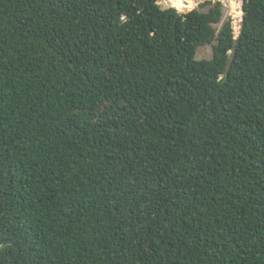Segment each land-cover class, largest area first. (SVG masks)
Masks as SVG:
<instances>
[{"label":"trees","instance_id":"trees-1","mask_svg":"<svg viewBox=\"0 0 264 264\" xmlns=\"http://www.w3.org/2000/svg\"><path fill=\"white\" fill-rule=\"evenodd\" d=\"M162 1L0 0V264H264V0Z\"/></svg>","mask_w":264,"mask_h":264},{"label":"rangeland","instance_id":"rangeland-1","mask_svg":"<svg viewBox=\"0 0 264 264\" xmlns=\"http://www.w3.org/2000/svg\"><path fill=\"white\" fill-rule=\"evenodd\" d=\"M220 1L222 3V6H223V9H222L223 17H222L221 23L218 25H215L214 28L217 32H219L222 25L225 22L229 21L232 25L234 35L237 36L239 26H240V22H241L242 17H243V13H242L243 1L242 0H220ZM203 4H204V2H202L200 0H196L194 7L192 9H197L200 12L206 13L212 7L211 4H205V5H203ZM159 5H165V1L160 2ZM233 5L236 6V10L233 9ZM182 11L183 10H180L179 12H182ZM213 46H214V44L205 45V46L200 47L197 51L196 58L198 60H211L213 57Z\"/></svg>","mask_w":264,"mask_h":264},{"label":"bare ground","instance_id":"bare-ground-1","mask_svg":"<svg viewBox=\"0 0 264 264\" xmlns=\"http://www.w3.org/2000/svg\"><path fill=\"white\" fill-rule=\"evenodd\" d=\"M195 1L196 0H188L187 2H185L184 0H169L168 2H165V5H168L169 7H174L178 11H180V10L184 11L186 9L191 10L194 7ZM233 9L236 10L235 5H233Z\"/></svg>","mask_w":264,"mask_h":264},{"label":"water","instance_id":"water-1","mask_svg":"<svg viewBox=\"0 0 264 264\" xmlns=\"http://www.w3.org/2000/svg\"><path fill=\"white\" fill-rule=\"evenodd\" d=\"M164 1L165 2H168L169 0H164ZM184 1L187 2L188 0H184ZM160 8H161L162 11H165V10H168V9L174 8V7H169L168 5H160ZM189 11H191V10L186 9V10L182 11L181 13H186V12H189ZM242 13L244 14L243 9H242ZM243 30H244V19L242 17V20H241L240 26H239V30H238V34H237V36H235V39H234L235 41L240 38L241 34L243 33ZM230 53H231V56L229 57V61H231L233 59V56L232 55H234L236 53V49L234 48Z\"/></svg>","mask_w":264,"mask_h":264}]
</instances>
